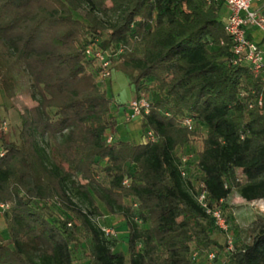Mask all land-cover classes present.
<instances>
[{
    "label": "trees",
    "instance_id": "16d2710c",
    "mask_svg": "<svg viewBox=\"0 0 264 264\" xmlns=\"http://www.w3.org/2000/svg\"><path fill=\"white\" fill-rule=\"evenodd\" d=\"M108 2L110 22L98 14ZM226 6L225 0H0V87L9 97L18 88L40 97L22 115L19 143L0 133V203L9 205L0 264H74L82 246L90 264H196L194 243L221 246L212 237L217 226L195 199V179L185 177L192 194L179 168L178 149L194 134L203 138L196 179L211 204L226 212L234 190L247 201L264 199V105L250 107L258 78L232 64ZM91 44L125 47L113 68L130 78L137 95L148 93L141 127L156 142L117 137L113 100L85 52ZM185 116L194 119V131L183 126ZM44 136L48 153L39 144ZM97 165L108 185L97 180ZM73 188L95 209L98 199L111 214H123L128 259L74 202ZM51 202L65 218L50 220ZM250 231V242H235L230 264H264V217ZM39 237L46 246L35 258L26 247Z\"/></svg>",
    "mask_w": 264,
    "mask_h": 264
},
{
    "label": "rangeland",
    "instance_id": "374dc122",
    "mask_svg": "<svg viewBox=\"0 0 264 264\" xmlns=\"http://www.w3.org/2000/svg\"><path fill=\"white\" fill-rule=\"evenodd\" d=\"M112 6L111 2H108L106 5L99 7L98 14L102 17H104L106 20L113 21V16L111 12H107L106 10L109 9ZM145 84H149L148 81H145ZM108 91V95L112 98L113 104L115 108H121L122 110L124 108L128 107V104L130 101H132L134 98H136V89L133 83L131 82L130 78L120 70H117L116 68H113V74L111 79H108L105 83ZM2 94H4L3 98L6 100V106L2 105L0 112V133L2 131L7 135L8 139L10 141H14L16 143L20 142L19 139V132L22 122V115H29V110L33 106L37 105L39 101V96L34 97L32 93H24V90L21 91V89H17V93L13 95L12 97H9L3 89ZM148 94L147 92H145ZM7 96V98L5 97ZM137 120V119H135ZM132 122V125H135L139 129V134H142V139L136 140L134 139L133 142H145L146 140V131L142 130L141 127V119L139 118L135 123ZM129 122V121H128ZM6 127V128H5ZM124 126H121L120 131L123 132ZM135 128V130H138ZM198 129H200L201 132L205 131V127L199 126ZM68 131H65V134ZM118 134V131H117ZM119 139H122L121 135H117ZM56 138L59 142L64 141V135L57 134ZM192 141L188 146H184L182 148L178 149L179 155H184L189 157L190 154L193 155V159L190 160L187 163V176L190 179H195L194 182L197 184L199 181L196 179L197 177V166L196 162L199 157L200 151H202L203 148V138L197 134H194L192 137ZM39 144L44 149L46 153L49 152V147L47 146V136L39 137ZM96 171V178L97 180L102 183L103 185H108L110 178L106 175L105 171L103 170V167L101 165L95 166ZM185 178V177H184ZM81 183H85L83 179H80ZM185 187L193 194L194 191L191 188V185L187 178L184 179ZM233 192H237V190H234ZM232 192V193H233ZM71 196L78 204L79 207H81L84 211L89 213V216L91 220L97 224L99 227L106 226L111 228L114 231V234H109L104 236L109 241V244H115V251H123L127 259L129 258V252H128V227L126 220L122 213L117 214H111L110 211L107 209L104 203H102L100 200H96V209L95 206H92L89 204L88 200L84 197V195L79 192L77 189L73 188L70 190ZM235 202V201H234ZM51 210L53 213V216L50 218V220H58L63 219L66 217L67 213L61 208V206L58 203L51 202ZM126 203L128 204L129 201L126 200ZM226 206V215L230 219V223L232 225V233L235 235L236 242H238V245L243 243H248L252 240V233L250 231V225H242L243 222H247V219H241L238 216L234 215V210L236 203L234 205H231L228 202H224ZM241 208H244V206H241ZM0 234L4 236L5 239L8 240L9 233H8V227L4 218V215L2 211L0 210ZM212 237L218 242L219 246L215 249H206L202 246H196L194 243L192 245L193 248V255L194 252H199L198 256L196 258L193 257L196 264H212L211 261L207 258V253L212 250H223V248H226V240L227 236L224 232H222L219 229H215L212 233ZM46 246V241L39 237L36 239V246L35 247H26L29 254L37 258L39 252ZM223 246V248H222ZM139 247H141V244H139ZM227 253L219 252L217 256V262L219 264H230L229 258L227 256ZM74 264H90L88 252L85 249L84 246H82L80 249L76 250L74 252Z\"/></svg>",
    "mask_w": 264,
    "mask_h": 264
},
{
    "label": "built area",
    "instance_id": "2783aa9c",
    "mask_svg": "<svg viewBox=\"0 0 264 264\" xmlns=\"http://www.w3.org/2000/svg\"><path fill=\"white\" fill-rule=\"evenodd\" d=\"M259 1L262 0H225L230 10L226 20V31L231 36L233 43L232 64L247 66L259 81V88L252 91L254 98L250 102V107L264 105V40L260 44L247 36V28L250 26H255L264 33V14L252 8V4ZM124 50V46H120L118 50L103 49L97 44H91L86 48L85 52L87 56L93 58L96 61V65L99 67L98 80L100 82L105 84L108 79H111L113 74V60L117 58L120 53L124 52ZM125 109L126 119L128 121L141 119L143 115L148 114L150 109L148 95L144 92L140 93L129 102L128 107ZM182 124L191 131H194L196 128L195 121L191 116L183 117ZM113 140L114 136L110 134L107 137V142L112 143ZM157 140L158 137L152 130L146 132L145 142H156ZM4 154L5 152L3 151L0 156ZM192 159V154H190L189 157L180 155L179 168L183 177H187V163ZM123 183L128 185L130 183L129 178H126ZM195 199L205 212L211 216L217 228L227 236L226 248L223 250L218 249V251L212 250L207 253V258L212 264H219V262L216 261L219 252L230 254L235 250L236 238L232 233L231 224L221 204L210 203L203 184L197 183L195 185ZM221 202H223V200ZM134 206L136 207L137 204H134ZM8 208V204L0 203V210L2 213ZM259 210L264 213V205H260ZM101 229L105 235L114 234V231L109 227L101 226ZM198 254L199 252H194L193 257L196 258Z\"/></svg>",
    "mask_w": 264,
    "mask_h": 264
},
{
    "label": "crops",
    "instance_id": "0c3cea01",
    "mask_svg": "<svg viewBox=\"0 0 264 264\" xmlns=\"http://www.w3.org/2000/svg\"><path fill=\"white\" fill-rule=\"evenodd\" d=\"M252 8L254 10L259 11L260 13L264 14V0L259 1V2H254L252 4ZM230 13V10L228 6H226L224 10V17L226 18ZM247 36L254 40L257 43H262L264 40V33L262 30L255 26H250L247 28ZM4 94H2V91L0 90V109L2 108V105L6 106V100L3 98ZM137 96V94H136ZM7 98V96H5ZM112 115L117 119V131L118 134L121 135L123 141H133L136 139L137 141L142 139V134H139V129L138 125L137 127L135 125H132V122H128L126 119V109L124 108L123 110L121 108H115L114 105H112ZM1 116V112H0ZM138 120V119H137ZM137 120L133 121L135 123ZM121 126H124V131L121 132L120 128ZM135 128L138 130L136 131ZM117 134V135H118ZM141 143V142H137ZM3 145L2 141L0 139V154L3 152ZM226 202L230 203L231 205H234L236 203L234 210V215L237 217L238 216L241 219H247V222H243L242 225H251L253 221H255L258 217H264V213L259 210L260 205H264V199H258L254 201H247L244 198H242L238 191L231 193V195L225 200ZM235 201V202H234ZM241 206H244V208H241Z\"/></svg>",
    "mask_w": 264,
    "mask_h": 264
}]
</instances>
